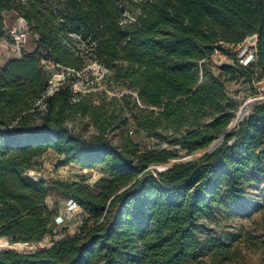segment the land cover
<instances>
[{"label": "trees", "instance_id": "obj_1", "mask_svg": "<svg viewBox=\"0 0 264 264\" xmlns=\"http://www.w3.org/2000/svg\"><path fill=\"white\" fill-rule=\"evenodd\" d=\"M123 2L0 0V41L20 18L28 31L21 55L0 64V238L38 243L51 235L57 211L49 196L73 199L87 214L77 233L50 246L1 249L0 264H189L201 249L198 221L213 204L241 199L255 178L264 203V100L215 151L171 162L207 149L234 117L225 79L242 75L254 93L264 83V0ZM251 35L256 59L241 65L228 45ZM215 50L234 60L218 73L208 66ZM87 59L105 70L97 102L71 83L46 93L45 62L83 71ZM112 86L126 91L110 96ZM130 117L135 132L112 144L108 133ZM75 118H88L96 135L74 130ZM139 131L168 147L137 141ZM47 154L56 165H103L108 175L92 189L27 174Z\"/></svg>", "mask_w": 264, "mask_h": 264}, {"label": "rangeland", "instance_id": "obj_2", "mask_svg": "<svg viewBox=\"0 0 264 264\" xmlns=\"http://www.w3.org/2000/svg\"><path fill=\"white\" fill-rule=\"evenodd\" d=\"M124 4H130V0H123ZM126 19H132L129 14H125ZM19 19L11 26L23 27L27 29L26 23H21ZM253 41L249 38L245 39L242 45L244 48H250ZM25 47V45L23 46ZM228 48L236 50V47L228 45ZM22 47L18 48L9 40L0 41V64L9 58H18L21 55ZM231 49V50H232ZM89 50V49H87ZM86 53V51H85ZM87 65L76 81V87L87 93H92L93 99L97 102L101 91L107 90V79L104 76L105 70L95 62L86 60ZM234 60L227 54L215 52L208 66L214 73L221 70L223 64H233ZM225 86L228 95L236 102L235 115L238 109L247 101L252 102L250 111L244 115V121L251 113L253 107L264 100L263 85H256L257 93L249 82L242 75H237L233 80L225 79ZM113 91H107L110 96H119L126 90L120 87L112 86ZM42 108V105H40ZM234 115V116H235ZM39 120L35 118V123ZM69 125L79 132L84 138H91L96 135V127L88 118H75L69 122ZM134 131L132 118H128L125 126L110 131L108 138L112 144H117L119 138L124 132ZM137 141H142L148 146L167 148V144L157 141L153 137H149L144 132H136ZM205 150H200L191 155H185L180 152L181 157L173 159L171 162L186 161L199 157ZM54 156L47 154L40 159V167L33 169L27 174L37 173V176L45 179H58L68 183H84L93 189V184L99 178L107 176L103 165H96L92 168H84L76 163H67L64 165H56ZM164 165H158L156 168ZM263 183L259 178H255L246 185L245 194L236 201H225L220 204L212 205V215L210 218H201L198 221V229L196 235L200 241V252L189 264H264V203L262 200ZM46 204L51 210L57 211V214L63 217V221L53 225V232L47 235L38 243H24L18 246V243L8 244L3 238H0V247L9 246L17 251H32L41 247L48 246L52 239H57L63 234L77 233L87 214L80 209L74 213L65 211V199L55 202L51 196L47 197ZM222 246L224 251L219 252L216 248Z\"/></svg>", "mask_w": 264, "mask_h": 264}, {"label": "built area", "instance_id": "obj_3", "mask_svg": "<svg viewBox=\"0 0 264 264\" xmlns=\"http://www.w3.org/2000/svg\"><path fill=\"white\" fill-rule=\"evenodd\" d=\"M6 40H9L12 45L20 48L24 46L27 42L28 38V31L26 28L23 27H17V26H10L6 29ZM251 39L253 41L252 46L248 48H244L242 50V45L245 39ZM241 43H239L236 46V51H237V60L238 63L241 65H249L250 63L254 62L256 59V35H251L246 37ZM217 52V50H215ZM47 67L50 70V73L48 75V80H47V89L46 93L50 94L54 90H56L58 87L64 85V84H72V88L75 91H83L79 88L76 87V81L82 71H75L74 69L68 68L61 66L57 63H54L52 61L45 62ZM263 85V90H264V83ZM80 210V206L78 203L73 200V199H65V211L68 213H74L76 211ZM63 221V217L59 214H56L54 217V223H58ZM51 243L48 245L50 246ZM46 247V246H45Z\"/></svg>", "mask_w": 264, "mask_h": 264}, {"label": "water", "instance_id": "obj_4", "mask_svg": "<svg viewBox=\"0 0 264 264\" xmlns=\"http://www.w3.org/2000/svg\"><path fill=\"white\" fill-rule=\"evenodd\" d=\"M252 106V105H251ZM247 114V113H246ZM242 121V120H241ZM234 122H233V118L230 121V123L227 125V127H225L221 133L217 136V138L207 147L205 153H212L213 151H215L218 147H220L223 144L224 138L229 134V132L232 130V128L234 127ZM222 136L223 139L222 140H218V138ZM168 166H165V169ZM3 248H11L9 246H4V247H0V250Z\"/></svg>", "mask_w": 264, "mask_h": 264}, {"label": "bare ground", "instance_id": "obj_5", "mask_svg": "<svg viewBox=\"0 0 264 264\" xmlns=\"http://www.w3.org/2000/svg\"><path fill=\"white\" fill-rule=\"evenodd\" d=\"M251 105H252V102H250V101H247V102H245L239 109H238V111H237V113H236V115L233 117V122H234V125H236L237 123H239L243 118H244V115L248 112V111H250L249 109L251 108ZM223 139V137L222 136H220L219 138H218V140L220 141V140H222ZM160 168V170H164L165 169V166H161V167H159ZM24 243H18L17 245L18 246H22Z\"/></svg>", "mask_w": 264, "mask_h": 264}, {"label": "crops", "instance_id": "obj_6", "mask_svg": "<svg viewBox=\"0 0 264 264\" xmlns=\"http://www.w3.org/2000/svg\"><path fill=\"white\" fill-rule=\"evenodd\" d=\"M19 20L22 21L21 23H25V21L22 18H20Z\"/></svg>", "mask_w": 264, "mask_h": 264}]
</instances>
